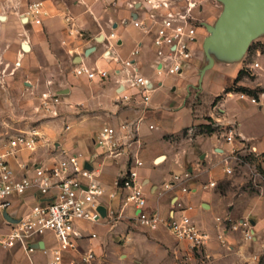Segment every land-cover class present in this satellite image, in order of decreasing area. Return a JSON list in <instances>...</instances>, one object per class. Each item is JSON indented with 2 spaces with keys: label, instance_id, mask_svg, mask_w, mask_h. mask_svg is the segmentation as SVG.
Here are the masks:
<instances>
[{
  "label": "crops",
  "instance_id": "crops-1",
  "mask_svg": "<svg viewBox=\"0 0 264 264\" xmlns=\"http://www.w3.org/2000/svg\"><path fill=\"white\" fill-rule=\"evenodd\" d=\"M131 1L80 0L76 5L77 11L71 27L62 18L63 8L45 2L49 15L42 22L45 33L43 46L48 57L52 56L48 39L54 38L61 42L63 51L72 60L73 70L78 65H85L106 69L111 76L104 82H90L84 77L74 75L67 81L64 80L66 85L63 87L57 90L50 87L48 93L58 94V110L62 111L64 118L70 119L72 127H68L71 130L63 133L59 120L51 121L43 128L46 139L41 136L37 149L32 153L21 152L16 159L9 160V165L15 170L16 179H19L24 175V171L18 169L19 164H25L29 168L33 164L47 166L57 160L56 149L77 148L90 160V166L100 168L102 184L106 189H111L113 181L125 171V159L113 161L105 158L100 154L95 140L87 145L81 133L91 130L98 132L105 126L117 127L123 122H137L136 134L140 146L133 145V149L138 148L144 163L139 170V176L147 196V209H157L162 220L166 221L172 209V202L177 199L184 205L194 207L193 214L199 220L201 228L206 230L211 226L210 220L212 218L213 221L219 204L215 189L227 177L222 171L221 156L227 146L216 128L236 124L237 132L255 148L256 156L262 155L261 167L264 172V136L247 134L242 124L237 121L234 108L229 107L233 98L248 102L240 99L238 92L229 91L234 84L236 87L260 90L264 93V62H261L264 59V30L253 40L260 41V45L252 48V51L249 48L253 41L246 50L238 53L231 51L223 41L214 43L208 49L212 63L203 49V41L207 35L200 30L201 40L196 58L181 75L159 78L152 70L154 58L151 36L134 28L130 21L128 4ZM197 2L198 7L194 11L196 20L202 25L215 26L223 6L219 10V6L214 5L212 0ZM110 33L115 35L114 39H108ZM134 49L140 50L137 64L141 75L155 83L156 88L146 105L139 103L136 90L127 89L125 93L131 96L133 101L128 106H123L118 103L117 87L123 83L125 75L113 73L116 67L113 59H126ZM107 51L108 58H104L103 54ZM147 57L151 59L147 62L151 72L146 71L143 65ZM254 64H257L258 68H254ZM34 66L32 62H28L26 67L29 73ZM245 69L251 72L252 79L244 75ZM210 70H213L214 75L209 76L205 82L206 73ZM170 78L172 82L169 81ZM53 82L54 80L49 79L46 83ZM256 106L264 113V98ZM203 114L207 117L206 120L201 118ZM194 130L204 133L197 134ZM191 131L194 134L189 138L187 135H190ZM50 139H55L54 151L46 144ZM159 158L161 160L157 162ZM185 171L194 177L187 183L190 189L188 194L173 189L160 197L157 195L171 174H181ZM210 181L215 182L216 188H207ZM41 199L34 189H29L23 196L11 198L9 208L0 206V264H50L51 256L42 252V249H52L56 245L50 233L29 240L34 249L30 254L19 245L12 248L1 246V242L9 233L10 223L27 215ZM100 202L106 208L118 210L119 200L109 202L102 198ZM128 214L132 216L131 209L125 211L124 217H128ZM111 222L110 218H106L102 225L85 226L97 236L89 242L95 255L101 248L100 234L106 232ZM161 225L165 227L164 223L157 227ZM79 250L86 249L81 246ZM64 257L66 260H77L78 255L65 253Z\"/></svg>",
  "mask_w": 264,
  "mask_h": 264
},
{
  "label": "built area",
  "instance_id": "built-area-1",
  "mask_svg": "<svg viewBox=\"0 0 264 264\" xmlns=\"http://www.w3.org/2000/svg\"><path fill=\"white\" fill-rule=\"evenodd\" d=\"M197 7V0H132L128 4L133 27L151 36L154 58L152 70L157 77L179 76L196 58L201 40L200 30L207 33L205 27L194 17ZM48 15L44 1H33L26 5L22 17L25 25L40 27ZM63 18L71 27L73 17L67 13ZM114 38L113 33L108 35V39ZM139 56L140 50L134 49L126 59H113L116 66L113 73L125 75L123 83L117 87L118 103L123 106H128L133 101V98L125 93L127 89L136 90L139 103L146 105L156 88L155 83L141 75L137 64ZM103 57L108 58V51ZM253 67L258 68V65L254 64ZM73 73L90 82H104L111 76L106 69L85 65L76 66ZM238 96L253 105H259L264 93L258 92L256 96L238 93ZM58 97L44 95L43 104L54 108L55 103L59 102ZM53 114L56 115L54 109ZM137 124L123 122L117 127L105 126L95 137V145L100 154L113 161L125 159L126 162L125 171L113 181L111 189H106L102 184L99 167L90 166V160L82 152L67 149H56L57 160L47 166L33 164L29 168L25 164H19L18 169L24 171V175L16 179L15 170L9 165V160L16 159L21 152L32 153L37 149L41 136L35 129L14 136L0 145V206L9 208L11 198L23 196L29 189H34L42 198L27 215L10 223L9 233L1 242V246L12 248L19 245L30 254L34 249L29 240L50 233L56 245L52 249H42L44 255L51 256L50 264H89L95 260V251L92 247L79 250V242H90L97 236L85 226L102 225L106 218H120L126 210L131 209V218L137 224L154 230L164 223L166 229L178 241L187 243L193 249L204 248L210 240V235L201 228L199 220L193 214V206L184 205L175 199L166 221L162 220L157 209H147V196L139 176V170L144 163L138 148L133 149V145L140 146L136 134ZM68 129L66 126V130ZM219 131L223 143L227 146L221 153L222 171L226 176H231L234 166L238 165L241 152L252 156H256L257 152L237 132L236 124L219 126ZM192 179L193 176L188 171L171 174L157 195L160 197L173 189L188 194L190 189L187 183ZM207 188H216L215 182H208ZM102 198L109 202L119 200L118 210L106 208L100 202ZM99 207L105 209V217L99 213ZM214 221L219 230L218 239H222L227 232L226 225L230 223L231 230H240L245 240H252L250 221L241 219L234 223L227 217H216ZM65 253H77V260H66Z\"/></svg>",
  "mask_w": 264,
  "mask_h": 264
},
{
  "label": "rangeland",
  "instance_id": "rangeland-1",
  "mask_svg": "<svg viewBox=\"0 0 264 264\" xmlns=\"http://www.w3.org/2000/svg\"><path fill=\"white\" fill-rule=\"evenodd\" d=\"M33 1L59 5L58 7L64 9L63 17L69 13L73 18L77 11L76 5L80 3V0H0V145L32 129L46 139L43 128L54 120H59L63 133L71 130H66V126L72 127L70 119L64 118L62 111L58 110L59 102L55 103L54 108L43 104L44 95H58L48 93L50 87L53 90L63 87L66 85L64 80L67 81L75 74L73 62L63 51L61 42L54 38L48 39L52 52V56L48 57L43 46V25L38 27L24 24L22 16L25 7ZM212 1L221 10L223 5L216 0ZM64 22L66 23L65 20ZM23 45L30 50L24 51ZM257 45H260V41L256 39L249 50L252 51ZM150 60V57L144 60L146 71H150L147 63ZM28 62L35 64L31 73L26 67ZM245 71L244 75L252 79L251 72L246 69ZM206 74L205 82L214 72L210 70ZM49 79L54 82L46 83ZM166 83L169 84L167 81ZM229 107L234 108L237 121L242 124L247 134L264 136V113L259 111L258 106L233 98ZM53 109L56 115L53 114ZM201 118L206 120L207 117L203 114ZM216 129L221 136L219 126ZM194 132L204 133L199 130ZM194 132L191 131L187 136L191 138ZM97 133L95 130L83 131L81 137L90 145ZM54 140L46 141L51 151H54ZM67 150L82 152L77 148ZM239 158L233 175L224 178L215 189L219 204L214 219L227 217L234 223L241 219L250 221L252 240H245L240 230H231L230 223L226 225L228 233L218 239L219 230L211 218V226L205 230L210 235L208 244L204 248L193 249L187 243L175 239L163 225L150 230L137 224L129 214L128 217L123 214L120 218L114 217L106 232L100 234L101 248L97 250L95 260L89 264H264L262 155L252 156L241 152ZM79 246L85 249L91 247L88 241H80Z\"/></svg>",
  "mask_w": 264,
  "mask_h": 264
},
{
  "label": "water",
  "instance_id": "water-1",
  "mask_svg": "<svg viewBox=\"0 0 264 264\" xmlns=\"http://www.w3.org/2000/svg\"><path fill=\"white\" fill-rule=\"evenodd\" d=\"M216 1L223 5L216 25L203 24L207 31L203 49L211 63L212 59L209 57L208 49L214 43L223 41L231 51L238 53L246 50L264 30V0ZM23 47L24 45L22 49ZM98 211L102 217H105L106 211L103 207H99Z\"/></svg>",
  "mask_w": 264,
  "mask_h": 264
},
{
  "label": "trees",
  "instance_id": "trees-1",
  "mask_svg": "<svg viewBox=\"0 0 264 264\" xmlns=\"http://www.w3.org/2000/svg\"><path fill=\"white\" fill-rule=\"evenodd\" d=\"M241 74H242V72L240 73V75ZM229 91H236L238 93H243V94H246V95H249V96H256L257 93L260 92V90L256 91V90H248V89L243 88V87H236L235 84L232 87V89L229 90Z\"/></svg>",
  "mask_w": 264,
  "mask_h": 264
},
{
  "label": "bare ground",
  "instance_id": "bare-ground-1",
  "mask_svg": "<svg viewBox=\"0 0 264 264\" xmlns=\"http://www.w3.org/2000/svg\"><path fill=\"white\" fill-rule=\"evenodd\" d=\"M23 50L26 51V52L29 51L28 46L24 45ZM160 160H161V159H159L157 162H159Z\"/></svg>",
  "mask_w": 264,
  "mask_h": 264
}]
</instances>
